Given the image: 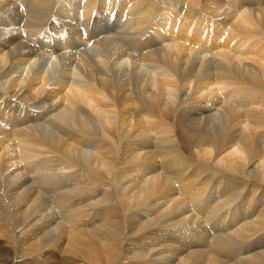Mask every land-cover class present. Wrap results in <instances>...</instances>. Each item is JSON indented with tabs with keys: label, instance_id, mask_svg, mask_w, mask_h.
Listing matches in <instances>:
<instances>
[{
	"label": "bare ground",
	"instance_id": "1",
	"mask_svg": "<svg viewBox=\"0 0 264 264\" xmlns=\"http://www.w3.org/2000/svg\"><path fill=\"white\" fill-rule=\"evenodd\" d=\"M192 1L0 0V237L112 255L104 172L131 264H264V1Z\"/></svg>",
	"mask_w": 264,
	"mask_h": 264
},
{
	"label": "rangeland",
	"instance_id": "2",
	"mask_svg": "<svg viewBox=\"0 0 264 264\" xmlns=\"http://www.w3.org/2000/svg\"><path fill=\"white\" fill-rule=\"evenodd\" d=\"M192 1V0H191ZM264 1V0H263ZM193 2V6H196V8L197 9H199L200 7V5L197 7V5L195 4L196 2H194V1H192ZM219 3H221V2H219ZM210 5V4H209ZM209 5H204L203 4V7L204 6H206L207 7V9L210 11L211 9H212V7H213V9L215 10V9H217V7L215 6V4L213 5V4H211L210 6ZM213 5V6H212ZM223 5V6H222ZM209 6V7H208ZM261 6H263V5H261ZM201 7H202V5H201ZM219 9V8H218ZM216 10L217 12L215 13V14H218V13H220V11L219 10H221L222 11V14L221 15H215L217 18H221V17H223L225 14H227V15H230L231 13H232V11H233V8H231V6H229L228 4H222L221 3V8L219 9V10ZM214 10H211L210 12H212L213 11V13H214ZM224 11V12H223ZM226 11V12H225ZM229 11V12H228ZM231 11V12H230ZM248 11H250V13H248ZM229 13V14H228ZM244 14L245 15H247V14H249V15H247L248 17H250L251 19H255V21H260V20H262L261 19V16H258V15H256L257 13H255L253 10H247V11H244ZM251 14H255V15H252L251 16ZM226 16V15H225ZM255 17V18H254ZM1 28V27H0ZM2 28H3V26H2ZM1 28V29H2ZM227 27H224V29L223 30H227L226 32H231V30L230 31H228V28L230 29L231 27H229L228 26V28L226 29ZM69 49H70V51H69ZM68 49V51H69V54H75V52H74V49H73V47H70ZM79 49H83V48H79ZM71 52H73V53H71ZM129 70H131V69H127V71H129ZM11 79V78H10ZM9 78H6V79H4V81L5 82H7V80L9 81L10 80ZM11 81V80H10ZM0 89H2V88H0ZM185 91H187V90H185ZM183 94H184V91L182 92ZM182 94V95H183ZM184 96V95H183ZM187 96H188V94H187ZM186 96V97H187ZM39 118V117H38ZM181 126H179V130L181 131ZM186 129H184V131L182 130L181 131V136H182V139H183V150H184V152H185V154L187 155V156H189V155H191L190 157H192V152L193 151H195V149L193 148L192 149V145H191V143H189V140H190V142H193L192 141V137L189 135V133L188 132H186L185 131ZM186 132V133H185ZM187 136H190V137H187ZM189 138V139H188ZM191 138V139H190ZM128 159V158H127ZM87 174V173H86ZM102 175V176H101ZM99 176H100V179L98 180V182H97V186H98V188L99 189H101L100 191H102L101 193H103V190H104V192H106L108 189L110 190V197H111V202L112 203H109V202H107L106 204H108L109 205V207H108V211L107 212H105V215H104V213L103 214H99L98 216H96L95 217V219H93V221L95 220V223H97V224H99L100 223V218H103V219H108V221H114V219L116 220V219H118V220H116V221H114V222H117V221H119L118 223H117V225H118V230H117V234H116V250H114V252L112 253V255H108L106 252H104L103 251V248H102V246H101V244L99 243V242H96V244H95V252L94 251H91V252H89L87 249H85V248H81V249H83L82 250V253H84V254H80V253H78V254H80V255H82L81 257H79L80 255H78V254H76L75 253V255L73 256V250H65V248H66V246H61V248H59V249H54L53 248V250L52 249H50V250H52V251H54L53 252V256L51 255V256H46V255H43V254H39L38 255V252H31L30 254H27V253H25V252H23V250H22V248L20 249V248H18L17 249V245H14V244H12V242H11V240L8 238V237H0V240H2V241H4L5 242V240H8L7 242H9V247H10V249L13 251H11L10 250V252H11V254H13L12 255V257L13 256H16V259H14L13 261H11V264H131L132 263V260H133V258H132V251L134 250V247H136V246H138V245H142L143 243H144V241H145V239H144V237H140L142 234H143V232L145 231V229L141 226V227H138L136 224H135V221H134V217H135V214H134V210L136 209V203H134V205L132 204L131 206H129V212H128V214H129V217L128 216H126L125 217V210H124V208H123V206L121 205V200H123L124 198H122V197H120L119 196V193L115 190V188L113 187L112 188V186H108V185H106V183H107V180H108V178H109V175L107 174L106 175V173H101V174H99ZM105 177V178H104ZM103 179H104V181H103ZM105 183V184H104ZM105 185V187H103ZM101 188H100V187ZM107 186H108V188H107ZM194 186H196V184H194ZM112 190V191H111ZM100 195V194H99ZM119 196V197H118ZM99 197V196H98ZM117 197V198H116ZM44 199H46V196L44 195ZM117 199H119V200H117ZM117 201V202H116ZM117 203V204H116ZM48 205H50L51 207L53 206V205H51L50 203H47ZM111 204V205H110ZM111 206V207H110ZM118 206V207H117ZM115 207H117V208H115ZM122 207V208H121ZM119 208V209H118ZM121 208V209H120ZM87 209V208H86ZM123 209V210H122ZM87 210H89V209H87ZM99 210L100 209H96V211L95 212H93L92 214H97L98 212H99ZM117 210V211H116ZM118 210H121V211H118ZM131 210V211H130ZM116 211V212H115ZM124 211V212H123ZM132 214H131V213ZM110 213H112V214H110ZM118 214V216L116 215V214ZM121 213V214H120ZM124 213V214H123ZM128 214H126V215H128ZM131 214V215H130ZM111 215V216H110ZM122 216V218H121V216ZM124 216V217H123ZM125 218H127V219H125ZM110 219H112V220H110ZM123 220V221H122ZM129 220V221H128ZM98 221V222H97ZM112 221V222H113ZM122 221V222H121ZM128 221V222H127ZM123 222H125V226H124V223ZM131 222V223H130ZM128 224V225H127ZM131 224H133V225H131ZM129 227V228H128ZM138 228H140V229H138ZM125 229V230H124ZM127 230V231H126ZM133 232H132V231ZM208 230H209V228H208ZM135 231H137V232H135ZM143 231V232H142ZM127 232V233H126ZM139 232V233H138ZM131 233V234H130ZM136 233H138V234H136ZM125 234V235H124ZM127 234V235H126ZM129 234V235H128ZM208 235H209V233H207ZM138 235V236H137ZM126 237V238H124L123 239V237ZM136 238H135V237ZM129 237L132 239V237H133V239H132V242H131V240L129 239ZM8 238V239H7ZM127 239H129V241L127 240ZM144 239V240H143ZM125 240L127 241V242H125ZM136 240H138V241H136ZM141 240V241H140ZM134 241V242H133ZM136 242V243H135ZM10 243H11V245H10ZM124 243V244H123ZM132 243V244H131ZM126 244V245H125ZM128 244H129V246H128ZM123 245H125V246H123ZM136 245V246H135ZM13 246V247H12ZM126 247H129V248H127L126 249ZM14 248H15V250H14ZM64 248V249H63ZM102 248V249H101ZM72 249V248H71ZM22 250V251H21ZM64 250V251H63ZM98 250V251H97ZM70 251H72V253H70ZM135 251V250H134ZM57 252V253H56ZM61 252V253H60ZM93 253V254H92ZM103 253V254H102ZM24 254H26L27 255V257L24 255ZM34 254V255H33ZM36 254V255H35ZM105 254V255H104ZM20 256V257H18V256ZM35 256V257H37V258H35V257H33V256ZM61 255V256H60ZM23 256H25V257H23ZM30 256H31V258H30ZM93 258H92V257ZM96 258H95V257ZM118 256V257H117ZM55 257V258H54ZM64 257V258H63ZM20 258H22V259H20ZM29 258V259H28ZM40 258V259H39ZM33 259V260H32ZM49 259V260H48ZM50 259H52V260H50ZM68 259V260H67ZM72 259V260H71ZM94 259V260H93ZM129 259V260H128ZM59 260V261H58ZM84 260V261H83ZM119 260V261H118ZM29 261V262H28ZM57 261V262H56ZM64 261H66V262H64ZM71 261V262H70ZM98 261V262H97ZM116 261H117V263H116ZM18 262V263H17ZM70 262V263H69ZM76 262V263H75Z\"/></svg>",
	"mask_w": 264,
	"mask_h": 264
}]
</instances>
